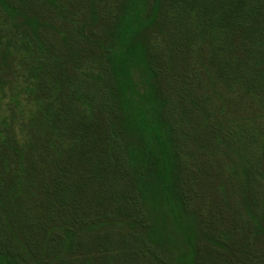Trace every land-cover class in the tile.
<instances>
[{
	"label": "trees",
	"instance_id": "16d2710c",
	"mask_svg": "<svg viewBox=\"0 0 264 264\" xmlns=\"http://www.w3.org/2000/svg\"><path fill=\"white\" fill-rule=\"evenodd\" d=\"M186 1L191 0H170L171 7L184 11ZM201 1L211 18L222 15L223 40L207 60L209 81L225 92H240L254 109L256 104V120L244 132L243 123L239 137L246 132L243 157L260 163L264 0H223L219 8L214 0ZM170 2L116 0L113 9L100 11L94 0H0V13L20 33L22 50L32 60L24 66L30 74L46 72L50 58L67 60L73 71L95 58L101 39L95 20L109 43L97 81L103 84L105 105L93 126L84 124L73 107L79 96L74 86L61 88L55 102L32 115L44 123L29 121L27 140L18 139L12 128H5L6 135L0 130V209L5 214L0 213V264H207L189 211L183 179L188 155L174 134L171 101L151 86L138 91L129 68L140 66L156 80L151 38ZM6 27L0 23V87L22 72L13 62V38ZM236 34L242 38L235 79L230 36ZM101 214L114 219L123 214L131 229L124 225L97 233L93 227ZM6 219L11 230L2 225ZM6 232L22 242L14 244ZM160 243L168 244L172 257L162 255Z\"/></svg>",
	"mask_w": 264,
	"mask_h": 264
},
{
	"label": "rangeland",
	"instance_id": "374dc122",
	"mask_svg": "<svg viewBox=\"0 0 264 264\" xmlns=\"http://www.w3.org/2000/svg\"><path fill=\"white\" fill-rule=\"evenodd\" d=\"M222 1L214 0V3L219 8ZM94 2L95 9L101 11L108 6L113 9L116 0ZM171 5L170 2L169 9L160 15L163 25L151 38L156 80L140 66L131 64L132 82L138 91L151 86L171 101L175 113L174 134L179 138L180 151L188 155L183 179L189 211L194 214L191 217L198 244L208 260L206 263L264 264V158L258 163L251 156L250 164L246 154L244 157L242 154L241 139L246 137V132L239 137L242 124L247 123L244 132L256 120L257 106L255 104V110L247 104L240 92H225L222 85L209 81L207 60L211 50L217 49L223 40L222 15L211 18L208 5L201 0L186 1L184 11L173 9ZM1 22L6 23L5 33L13 38L9 49L14 50L13 62L22 72L0 87V130L5 133L6 127L12 128L18 139L27 140L29 121L33 125L44 123L32 115L41 105L55 102V94L61 88L74 86L79 96L74 99L73 107L79 108L76 112L84 124L93 126L95 115L105 105L100 91L103 84L97 83L105 64L103 47L109 44L104 39L103 26L95 20L101 36L97 39V53L95 58L83 62L80 69L73 71L67 60L50 58L46 61L49 66L46 72L30 74L24 66H31L32 60L22 50L20 33L14 31L2 13ZM241 38L238 39L237 34L230 36L231 74L235 79L234 63L241 54ZM70 64L75 67L77 59L72 57ZM260 121L264 122L262 118ZM0 213L2 217L5 215L1 209ZM121 215L114 219L101 214L95 219L93 229L97 233L115 231V227L123 228L124 225L125 230L131 229L127 217ZM2 225L5 230H11L9 219ZM6 233L14 244L22 242L12 232ZM160 244L162 255L168 259L172 257L168 244Z\"/></svg>",
	"mask_w": 264,
	"mask_h": 264
}]
</instances>
